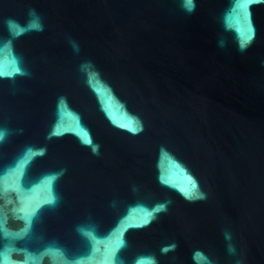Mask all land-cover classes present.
<instances>
[{
    "label": "water",
    "instance_id": "95a60500",
    "mask_svg": "<svg viewBox=\"0 0 264 264\" xmlns=\"http://www.w3.org/2000/svg\"><path fill=\"white\" fill-rule=\"evenodd\" d=\"M0 264H264V0H0Z\"/></svg>",
    "mask_w": 264,
    "mask_h": 264
},
{
    "label": "snow or ice",
    "instance_id": "6c2138e0",
    "mask_svg": "<svg viewBox=\"0 0 264 264\" xmlns=\"http://www.w3.org/2000/svg\"><path fill=\"white\" fill-rule=\"evenodd\" d=\"M246 2L247 0H239V8H240V11H241V17L243 18V15H244V8H245V5H246ZM192 187L194 188V185H192Z\"/></svg>",
    "mask_w": 264,
    "mask_h": 264
}]
</instances>
